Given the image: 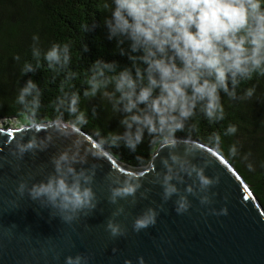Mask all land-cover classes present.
<instances>
[{"label": "clouds", "instance_id": "1", "mask_svg": "<svg viewBox=\"0 0 264 264\" xmlns=\"http://www.w3.org/2000/svg\"><path fill=\"white\" fill-rule=\"evenodd\" d=\"M102 7L106 13V39L115 40L117 53L126 57L128 64L120 66L116 61L97 59L87 71L86 87L65 91L61 84V95L55 102L58 118L49 121L46 130L39 117L40 89L31 79L25 81L15 98L22 119L13 117L8 121L20 131L0 155V168L7 165L14 174L19 173L26 155L35 157L57 139L70 142L50 157L51 172L41 179L32 174L18 176L9 193L12 199L5 198L4 204L17 208L18 201L26 197L39 208L48 209L50 219L59 218L75 231L74 225L90 216L99 203L93 190L98 165L84 167L87 157L103 159L111 148L121 146L136 153L147 138L156 153L150 161L140 156L136 160L141 167L153 169L152 182L161 189L162 204L143 209L132 220V231L139 233L156 224L157 216L164 211L162 205L173 197L177 215L191 207L188 196L197 198L206 208L214 202L216 193L210 189L219 184L220 177L205 175L208 161L199 166L192 162L197 149L177 133L194 130L198 118L210 124L223 120L221 94L235 100L242 81L251 80L253 74L264 76V0H103ZM32 41L36 65L25 62L22 75L39 69L41 58L49 70L67 68L71 59L67 44L52 43L42 52L37 46L39 37L33 35ZM82 51L87 52V47L83 46ZM254 93V86L246 88L243 98H251ZM82 97L90 101L99 98L118 117V127L103 136L97 133L95 147L88 145L90 151L77 144L78 131L88 123L89 116L96 117L97 106L81 109ZM236 131V126L229 124L224 135H234ZM210 139L219 145L218 134L213 133ZM181 145L183 151L177 152ZM165 151L166 155H160ZM237 154V146L231 145L228 155ZM157 159L162 171H154ZM247 168L253 170L251 163ZM186 178L191 179V184L185 183ZM141 180L110 179L107 203L116 207L104 225L109 238L126 235V228L115 220L125 214L119 202L135 204L138 192L140 199L147 198L149 189L140 191ZM182 184L183 191L179 187ZM209 211L215 216L228 214L227 207ZM12 235L11 229L0 233L6 240ZM41 253L45 257L51 253L53 260L60 258L52 246L42 248ZM90 260V254L77 252L65 255L63 264H90ZM123 264L132 261L125 259ZM136 264H145L144 258L138 256Z\"/></svg>", "mask_w": 264, "mask_h": 264}, {"label": "water", "instance_id": "2", "mask_svg": "<svg viewBox=\"0 0 264 264\" xmlns=\"http://www.w3.org/2000/svg\"><path fill=\"white\" fill-rule=\"evenodd\" d=\"M1 123L0 155H3L20 130L4 128ZM48 126V122L44 123L45 130ZM43 134V131L39 133L41 136ZM78 137L77 144H83L85 151H90L88 145L95 147L96 140L85 131L79 130ZM69 142L57 139L46 151L37 152L35 157L26 155L19 173L14 174L7 165L0 168V233L4 229H11L13 234L10 240L0 237V264H63L65 255L77 252L90 254V264H123L125 259L136 264L138 256L144 258L145 264H264L262 205L224 157L191 139L189 143L197 149L192 162L199 166L203 161H208L205 175L220 177L219 184L210 189L216 195L208 208L202 207L197 198L188 196L191 207L186 213L177 215L173 203L176 197H173L162 205L164 211L157 216L154 226L139 233L133 232L132 220L143 209L162 204L161 189L152 182L153 169L125 165L109 151L103 159L87 157L88 163L84 167L98 165L93 190L99 203L90 216L74 225L75 231L62 224L59 218L50 219L48 209L39 208L26 197L18 201L17 208L7 207L4 199H12L9 193L14 189L17 177L32 174L38 180L47 175L51 172L50 157L63 150ZM182 151L183 145L177 149V152ZM155 153L156 148L150 160ZM160 155H166V151ZM154 171H162L159 159L154 161ZM122 177L142 179L140 191H149L146 199H140L138 192L135 204L119 202L125 214L115 220L127 231L124 237L111 239L104 225L116 206L107 203L108 186L110 179ZM191 182L186 178V184ZM179 187L183 191L184 185ZM221 207H227L226 216H215L209 211V208L219 211ZM49 246L60 253L59 260H53L51 253L47 257L42 255L41 249ZM113 248L116 249L115 253L112 252Z\"/></svg>", "mask_w": 264, "mask_h": 264}, {"label": "trees", "instance_id": "3", "mask_svg": "<svg viewBox=\"0 0 264 264\" xmlns=\"http://www.w3.org/2000/svg\"><path fill=\"white\" fill-rule=\"evenodd\" d=\"M102 5L103 0H0V121L3 120L4 127H10L8 121L13 117L22 119L15 98L28 79L40 89L39 117L44 124L58 118L55 102L61 95V84L65 85V91H80L86 87L87 71L97 59L116 61L120 66L128 64L126 57L117 53L115 40L106 39L103 25L106 13ZM87 25L90 26L89 31H86ZM33 35L39 37L37 46L42 52L52 43L67 44L71 57L67 68L49 70L41 58L39 69L22 75L25 62L33 67L36 65L31 54ZM83 46L87 47V52L82 51ZM15 56L20 59L14 60ZM253 86L254 95L243 98L244 90ZM221 98L225 112L223 120L210 124L198 118L194 130L179 132L177 136L202 143L224 157L264 209V76L253 74L251 80L242 81L237 88V99L230 100L223 94ZM92 104L97 106V115L95 118L89 116L88 123L81 130L96 140L97 133L103 136L118 127V117L99 98L91 101L81 98V109H90ZM229 124H234L237 131L234 135L225 136L224 131ZM213 133L220 136L218 146L210 139ZM233 144L237 146L238 154L230 157L228 148ZM154 150L146 138L136 153L123 146L113 147L109 152L119 162L139 168L136 157L140 156L147 162ZM249 163L252 171L247 168Z\"/></svg>", "mask_w": 264, "mask_h": 264}, {"label": "rangeland", "instance_id": "4", "mask_svg": "<svg viewBox=\"0 0 264 264\" xmlns=\"http://www.w3.org/2000/svg\"><path fill=\"white\" fill-rule=\"evenodd\" d=\"M1 122L4 123L3 120H2ZM1 122H0V123H1ZM2 123H1V124H2ZM8 124H9V123H8ZM3 127H4V125H3ZM10 127H11V126H10ZM4 128H6V127H4ZM11 128H12V127H11Z\"/></svg>", "mask_w": 264, "mask_h": 264}]
</instances>
